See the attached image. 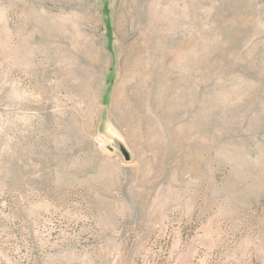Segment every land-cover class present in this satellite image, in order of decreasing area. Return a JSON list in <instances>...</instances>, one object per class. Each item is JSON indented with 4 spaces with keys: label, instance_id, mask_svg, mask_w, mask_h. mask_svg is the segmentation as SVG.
Instances as JSON below:
<instances>
[{
    "label": "rangeland",
    "instance_id": "rangeland-1",
    "mask_svg": "<svg viewBox=\"0 0 264 264\" xmlns=\"http://www.w3.org/2000/svg\"><path fill=\"white\" fill-rule=\"evenodd\" d=\"M0 264H264V0H0Z\"/></svg>",
    "mask_w": 264,
    "mask_h": 264
}]
</instances>
